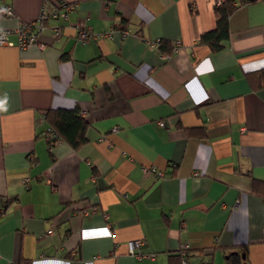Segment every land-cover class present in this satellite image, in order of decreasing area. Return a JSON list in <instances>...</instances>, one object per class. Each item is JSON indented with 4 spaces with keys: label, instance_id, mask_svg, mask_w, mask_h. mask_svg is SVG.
<instances>
[{
    "label": "crops",
    "instance_id": "1",
    "mask_svg": "<svg viewBox=\"0 0 264 264\" xmlns=\"http://www.w3.org/2000/svg\"><path fill=\"white\" fill-rule=\"evenodd\" d=\"M49 1L35 44L0 49V264H225L239 248L264 264V0ZM225 2L212 51L201 37ZM45 3L2 0L0 26ZM75 108L77 149L46 115Z\"/></svg>",
    "mask_w": 264,
    "mask_h": 264
},
{
    "label": "trees",
    "instance_id": "2",
    "mask_svg": "<svg viewBox=\"0 0 264 264\" xmlns=\"http://www.w3.org/2000/svg\"><path fill=\"white\" fill-rule=\"evenodd\" d=\"M235 9L236 7L229 2H225L216 8L218 18L216 29L203 34L201 37V42L208 45L212 51L222 49L229 40V19ZM161 46L163 48L162 43ZM46 115L54 129L47 132L52 141L64 139L75 149L86 142L85 133L88 123L78 108L72 110H50ZM51 132L55 133L58 138H52ZM225 264H248L245 249L239 248L230 252L227 255Z\"/></svg>",
    "mask_w": 264,
    "mask_h": 264
},
{
    "label": "built area",
    "instance_id": "3",
    "mask_svg": "<svg viewBox=\"0 0 264 264\" xmlns=\"http://www.w3.org/2000/svg\"><path fill=\"white\" fill-rule=\"evenodd\" d=\"M1 1L0 0V13L4 14V15H12V10L10 7H2L1 6ZM49 6H50V1L46 0V3L44 5V8L39 16V18L32 23H28V24H24L21 25L17 28H3L0 26V49L3 46H14L15 42L13 40H11L12 36H16L17 37V46L20 49H25L28 46L35 44L37 42V35L38 33L44 28L46 22L51 18V17H57L58 16V11L54 10V11H50L49 10ZM60 6H61V10L62 12L60 13L59 17H61L63 20H67L68 19V12H70L72 9L75 8V6H70L68 5L65 1L60 2ZM77 30H78V36L82 41H86L88 40L92 35V29L89 26H85L83 23H79L77 25ZM61 27H56L54 30V35L55 37L60 36L61 34ZM128 35L127 31L123 32V36ZM160 42L158 41V44ZM42 48H44V46H41ZM166 58L169 57L168 55H164ZM161 126H164V122H160ZM52 138L57 139V135L53 132H51ZM144 173L145 174H153L156 178H161L163 177L165 174L161 171H158L156 168L154 167H150L144 168ZM239 202H237L236 207L239 206ZM49 233H52V231H50ZM103 233L105 235L111 236L113 234L112 229H110L109 226H106L105 228H103ZM142 240H135L133 242H130L129 244V253L135 257H137L138 259H142V258H146V257H150V258H154V254L151 255H146V254H142L139 252V248L142 245ZM190 246L188 244H184L181 247V253L185 254L188 250H189ZM184 264H187V261H184Z\"/></svg>",
    "mask_w": 264,
    "mask_h": 264
}]
</instances>
